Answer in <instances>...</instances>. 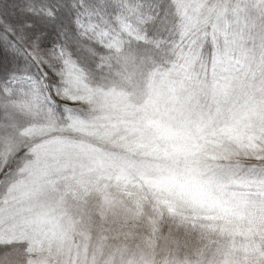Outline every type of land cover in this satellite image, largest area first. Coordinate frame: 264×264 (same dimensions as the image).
Here are the masks:
<instances>
[{
    "label": "snow or ice",
    "instance_id": "obj_1",
    "mask_svg": "<svg viewBox=\"0 0 264 264\" xmlns=\"http://www.w3.org/2000/svg\"><path fill=\"white\" fill-rule=\"evenodd\" d=\"M0 264H264V0H0Z\"/></svg>",
    "mask_w": 264,
    "mask_h": 264
},
{
    "label": "clouds",
    "instance_id": "obj_2",
    "mask_svg": "<svg viewBox=\"0 0 264 264\" xmlns=\"http://www.w3.org/2000/svg\"><path fill=\"white\" fill-rule=\"evenodd\" d=\"M185 35H187V33H182L179 37H174L175 44L179 45L180 40L184 39ZM163 39L168 40L167 35ZM189 39H191V38H189ZM187 42L188 41L185 40V43H187ZM168 43H173V41H168ZM192 43L195 44V40H192ZM171 51H172V49H169V52H171ZM194 61H195V58H194ZM175 62H176L175 60H172V61L165 60V64L159 65L158 67H159L160 71L166 72V71H168V68H170L171 65ZM165 65H167V67H165ZM194 67H195L197 72L200 71V66L198 64H195V62H194ZM208 72H209V74H211L212 69L209 68ZM143 91H144L145 95L137 98V101H136L137 104H142L147 100V95H146V93L148 91V84L147 83H145L143 85ZM166 99H167L166 94L161 95V97H160L161 107H163V104L166 102ZM204 147H205L206 154L208 156H212L216 150V145L212 142H209ZM137 158H144V157H137ZM161 163H163V162H161ZM173 166L180 172H183L184 169L186 168V166L189 168L195 167V165H193L191 163V161H188V163L186 165L185 160L182 158L178 159ZM185 193L186 194L190 193L188 196L189 199L195 198L198 195L194 190H191V189H185ZM176 196L179 197V192L176 193ZM182 206L189 213H200V214L210 215L213 211L210 207H208L206 205L203 207H199V206H195L191 203H187V202H183V201H182Z\"/></svg>",
    "mask_w": 264,
    "mask_h": 264
},
{
    "label": "trees",
    "instance_id": "obj_3",
    "mask_svg": "<svg viewBox=\"0 0 264 264\" xmlns=\"http://www.w3.org/2000/svg\"><path fill=\"white\" fill-rule=\"evenodd\" d=\"M164 64H165V63H164ZM161 65H162V64H161ZM165 66H166V65H165ZM137 98H138V97L133 98L131 102H132V103H136ZM113 150H115V151H120V149H116V148H113Z\"/></svg>",
    "mask_w": 264,
    "mask_h": 264
}]
</instances>
